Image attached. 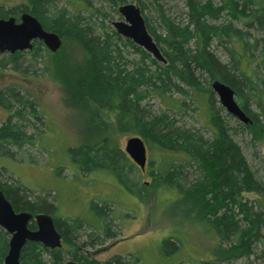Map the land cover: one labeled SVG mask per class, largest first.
I'll list each match as a JSON object with an SVG mask.
<instances>
[{"label":"trees","instance_id":"1","mask_svg":"<svg viewBox=\"0 0 264 264\" xmlns=\"http://www.w3.org/2000/svg\"><path fill=\"white\" fill-rule=\"evenodd\" d=\"M102 1L115 6L124 0ZM136 1L143 14L145 0ZM150 1L155 5L159 32L143 17L166 58L165 64L117 34L105 24V14L90 11L86 0H0V17L18 20L22 13H29L45 30L73 39L82 49L81 64L65 75L67 79L59 78L65 105L87 119L78 144L67 150L71 161L68 156L66 166L83 175L97 169L110 170L133 193H139L140 171L146 172L161 188L177 193L178 203L186 207L184 221L217 243L215 258L175 261L180 234L173 230L160 241L161 262L219 264L229 258H248L257 242L263 244L264 251L263 185L233 135L239 129L253 140H264V0H185V11L176 18L164 11L159 0ZM87 9L90 16H83ZM129 49L138 54L137 59L125 56ZM217 49L226 61L221 60ZM27 51L34 61L52 54L39 40H34ZM7 54L13 60L23 51ZM43 69L50 70L49 64ZM213 80L234 90L251 122L239 121L235 127L226 123L225 117L231 115L221 114L223 107L215 105ZM150 97L157 98L164 108L153 113L144 102ZM248 99L255 101L257 112L247 107ZM0 107L10 112L0 124V151L6 145H33L35 135L26 127L30 117L37 118L34 103L10 87L0 90ZM169 110H191L209 134L177 124ZM123 136L140 137L146 151L152 152L146 168L133 163L120 147L119 137ZM21 187L18 182L3 180L0 174V189L11 204L16 200L21 206L14 203L15 208L50 214L62 239L61 246L53 249L27 242L20 252V264H63L68 259L83 264H129L119 255L102 261L87 257L83 250L117 236L111 229L118 219L110 208L112 202L91 200L89 218H61L53 196L52 202L39 195L28 201ZM243 192L261 197L242 202ZM85 225L91 229L78 246L72 242L74 232ZM29 227H34L33 221ZM222 243L230 246L222 247ZM7 248L8 235L0 229V264ZM137 260L134 256L131 263Z\"/></svg>","mask_w":264,"mask_h":264},{"label":"rangeland","instance_id":"2","mask_svg":"<svg viewBox=\"0 0 264 264\" xmlns=\"http://www.w3.org/2000/svg\"><path fill=\"white\" fill-rule=\"evenodd\" d=\"M144 2L143 15L159 32L155 5L150 0ZM158 2L173 18L185 11V0H159ZM86 3L90 6V11L95 9L102 11L105 14L103 19L105 24L113 28L112 21L121 19L117 7L125 3L137 4V1L124 0L115 6L102 0H86ZM61 4H64L63 1H60ZM89 9L82 13L83 16H90ZM91 18L96 19L94 16ZM252 32L255 35L258 34L256 30ZM217 50L221 60L226 61L221 49ZM26 52L28 51H23L22 55L13 60L8 59L7 53H0V59L4 62L0 65V90L13 87L20 96L34 103L37 118H40L30 117V124L27 125L26 130L28 133H34L36 141L33 145H25L22 148L6 145V149L0 151V169H2L0 174L3 180L18 182L28 201H32L39 195L52 202L51 196H53L57 213L61 218H89L91 200L112 202L114 206L110 208L114 210V214L117 213L118 219L113 222L114 226L111 229L118 234L114 238L106 239L102 245L84 247L83 250L87 257L104 261L119 255L124 262L129 264H167V262H161L158 256L160 241L171 231L177 230L178 235L180 234L177 235L180 242L178 253L173 257L175 261L180 259L194 261L200 256L215 258L217 243L213 237L184 221L183 213L186 207L183 203H178L177 193L161 188L158 183L147 176L146 172L140 171L139 193H133L129 192L110 170L97 169L83 175L78 173L79 170L73 172L69 166H66L70 159L67 150L78 144L80 133L82 129H85L87 119L77 110L65 105L63 101L65 93L61 88L59 78L67 79L64 78L65 75H70L69 72L76 69L77 63L81 64L84 59L82 49L73 39L62 37L58 49L49 56L45 55L43 61L32 60ZM125 56L129 59L138 58V54L130 49L126 51ZM47 64L50 70L43 69ZM213 98L215 105H220L215 94ZM144 102L153 113L164 108L157 98L150 97ZM247 104L252 112H257L254 100L248 99ZM168 113L175 118L177 124L197 129L205 135L209 134L208 130L203 127L202 121L198 120L191 110L184 113L169 110ZM225 113L223 108L221 114ZM9 114L8 109L0 107V124ZM225 120L229 126L234 127L239 122L232 115L225 117ZM236 130L237 133L233 135V138L240 146L256 178L262 181V195H264V166L262 163L264 140H253L248 132ZM127 138L119 137V145L122 149H124ZM151 155L152 152L147 150L146 163ZM146 163L144 168L147 166ZM60 166L67 168L59 169ZM44 191L50 193V196L45 195ZM260 197L255 192H243L240 200L242 202L258 200ZM14 203L19 205L16 200ZM14 203L11 205L15 212L28 211L27 208L24 210L15 208ZM90 229L85 225L76 230L72 242L80 246L81 242L87 239L86 235ZM220 246L229 247L230 245L222 243ZM252 250L248 258L244 256L229 258L219 261V264H264L263 244L257 242ZM134 256L138 260L131 263ZM184 264L190 263L185 262Z\"/></svg>","mask_w":264,"mask_h":264},{"label":"water","instance_id":"3","mask_svg":"<svg viewBox=\"0 0 264 264\" xmlns=\"http://www.w3.org/2000/svg\"><path fill=\"white\" fill-rule=\"evenodd\" d=\"M117 11L121 19L112 21L116 33L131 40L156 61L165 64L166 58L147 30L139 6L135 3H125L119 5ZM34 40L41 41L50 52H55L61 44V37L56 32L45 30L40 22L29 13H22L18 20L12 16L0 17V53L12 54L16 51L30 50ZM211 89L227 113L243 124L251 122L250 117L236 101L234 90L229 85L219 80H213ZM124 151L138 167L144 168L147 160L146 147L140 137H128ZM262 163L264 166V154L262 155ZM30 221L34 222L33 229L28 226ZM0 226L10 235L3 264H20V252L27 242H37L49 249L61 246V234L55 227L50 214L44 212L33 214L28 211L15 212L10 201L1 190ZM63 264L83 263L68 259Z\"/></svg>","mask_w":264,"mask_h":264},{"label":"flooded vegetation","instance_id":"4","mask_svg":"<svg viewBox=\"0 0 264 264\" xmlns=\"http://www.w3.org/2000/svg\"><path fill=\"white\" fill-rule=\"evenodd\" d=\"M1 190V189H0ZM2 191V190H1ZM3 192V191H2ZM5 195V194H4ZM32 213V212H31ZM34 214V213H33ZM30 223V222H29ZM28 226H29V224H28ZM30 228V227H29ZM34 228V227H33ZM33 228H31V229H33ZM0 229L3 231V232H5L7 235H8V240H9V234L6 232V231H4L3 229H2V227L0 226ZM58 230V229H57ZM59 231V230H58ZM61 239H62V237H61ZM8 249V248H7ZM7 252V251H6ZM6 254V253H5ZM4 257V256H3ZM3 262V261H2Z\"/></svg>","mask_w":264,"mask_h":264}]
</instances>
